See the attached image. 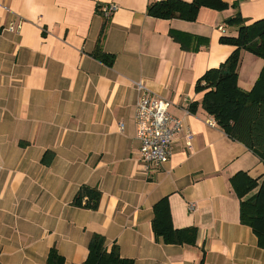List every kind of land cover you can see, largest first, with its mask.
<instances>
[{
	"label": "crops",
	"instance_id": "1",
	"mask_svg": "<svg viewBox=\"0 0 264 264\" xmlns=\"http://www.w3.org/2000/svg\"><path fill=\"white\" fill-rule=\"evenodd\" d=\"M152 1L0 0V264H48L52 248L63 264H85L94 233L138 264H264L231 183L239 171L262 180L264 161L207 124L196 89L235 49L220 40L238 34L227 19L264 18V0H225L227 9L202 7L193 21L153 17ZM104 26L113 65L92 54ZM263 66L242 50L239 85L252 90ZM138 81L194 133L190 149L178 134L158 169L139 156ZM84 184L100 189L97 209L73 204ZM164 196L175 227L198 228L195 245L156 238L153 207Z\"/></svg>",
	"mask_w": 264,
	"mask_h": 264
},
{
	"label": "trees",
	"instance_id": "2",
	"mask_svg": "<svg viewBox=\"0 0 264 264\" xmlns=\"http://www.w3.org/2000/svg\"><path fill=\"white\" fill-rule=\"evenodd\" d=\"M202 7L224 10L229 7L225 0H154L148 6V14L162 19L182 18L196 20ZM229 25L238 27L236 36H222L221 42L235 47L219 67L209 69L196 84L198 91H205L202 105L217 124L232 138L243 142L264 161V66L252 90L239 85V65L242 50L252 52L264 59V18L251 23L238 12L227 19ZM105 26L102 28L99 44L93 56L113 65L115 55L103 48ZM198 103H192L194 111ZM232 186L240 198V221L250 226L258 238V245L264 248V178H254L247 171H239L231 177ZM102 193L96 186L82 185L74 196L73 204L79 207L97 209ZM152 228L157 239L169 244L197 243L198 228H178L173 224L168 196L154 204ZM89 255L85 264H138L134 259L124 257L120 246L106 244L102 233H94L89 242ZM64 257L56 248L48 255V264H63Z\"/></svg>",
	"mask_w": 264,
	"mask_h": 264
},
{
	"label": "built area",
	"instance_id": "3",
	"mask_svg": "<svg viewBox=\"0 0 264 264\" xmlns=\"http://www.w3.org/2000/svg\"><path fill=\"white\" fill-rule=\"evenodd\" d=\"M117 9L115 4L102 7V13L109 17ZM10 31H18L21 24H12L8 27ZM139 96L136 101V129L137 138L140 140L139 156L147 165V168H160L167 163L171 157L175 137L183 133L186 147H193L194 133L186 126L184 119L173 115L170 111L171 101L164 96L149 91L142 82H136ZM210 126H217L213 116L206 120ZM121 129L124 123H120ZM191 210L197 206L190 203Z\"/></svg>",
	"mask_w": 264,
	"mask_h": 264
}]
</instances>
